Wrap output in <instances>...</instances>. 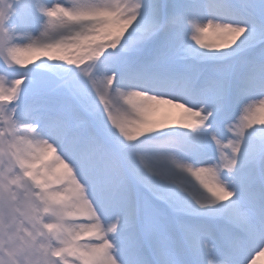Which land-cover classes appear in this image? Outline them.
I'll use <instances>...</instances> for the list:
<instances>
[{"label":"snow or ice","instance_id":"6c2138e0","mask_svg":"<svg viewBox=\"0 0 264 264\" xmlns=\"http://www.w3.org/2000/svg\"><path fill=\"white\" fill-rule=\"evenodd\" d=\"M264 0H0V264H258Z\"/></svg>","mask_w":264,"mask_h":264},{"label":"bare ground","instance_id":"6f19581e","mask_svg":"<svg viewBox=\"0 0 264 264\" xmlns=\"http://www.w3.org/2000/svg\"><path fill=\"white\" fill-rule=\"evenodd\" d=\"M258 264H264V257H262V258L260 259V261L258 262Z\"/></svg>","mask_w":264,"mask_h":264}]
</instances>
